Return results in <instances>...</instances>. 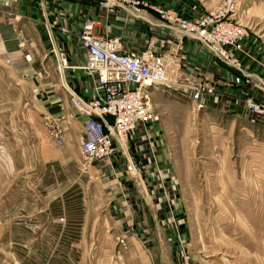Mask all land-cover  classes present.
Wrapping results in <instances>:
<instances>
[{
	"label": "crops",
	"instance_id": "1",
	"mask_svg": "<svg viewBox=\"0 0 264 264\" xmlns=\"http://www.w3.org/2000/svg\"><path fill=\"white\" fill-rule=\"evenodd\" d=\"M183 4L170 8L181 13ZM130 9L133 12L121 8L109 11L99 5V0H0V131L7 149L3 163L9 159L13 169L22 173L28 184L24 191L34 197L30 199L32 208L13 205L2 209L3 228L46 222L43 217L54 222L67 219L70 228L76 205L83 207L80 227L84 229L104 211L132 229L147 225L149 220L143 213L150 210L161 219L157 223L163 228L172 219L180 227L185 222L182 214L186 204L165 203L162 197L175 175V163L157 123L135 131L126 142L129 152L145 165L147 194L136 187L126 171L121 147L116 150L112 169L105 170L98 163L90 168L100 173L106 187L115 184L114 191L105 192L100 185H92L91 177L81 169L85 119L71 107L64 85L85 96L92 94L93 85L86 73L74 67L60 75L53 49L64 51L73 66L84 63L87 53L80 33L86 19L96 22L97 35L119 37L124 50L142 51L149 39L155 38L153 52L168 61L173 91L193 80L215 85L216 94L206 98L202 109L248 119L251 114L244 106L246 97L264 101V42L257 36H249L240 50L228 48L233 62L227 63L199 39L146 21L145 17L168 24L153 8L136 5ZM49 120L60 124L63 144L50 135L46 125ZM103 172L106 175L102 177ZM12 211H18L17 220L11 218Z\"/></svg>",
	"mask_w": 264,
	"mask_h": 264
},
{
	"label": "rangeland",
	"instance_id": "2",
	"mask_svg": "<svg viewBox=\"0 0 264 264\" xmlns=\"http://www.w3.org/2000/svg\"><path fill=\"white\" fill-rule=\"evenodd\" d=\"M134 1L137 4L130 5L153 8L161 19L160 11L168 10L187 20L225 3ZM180 2H184L181 13L170 8ZM235 5L230 16L233 24L248 32L243 42L251 35L264 42V0H235ZM151 92L155 123L162 127L175 163V175L162 197L165 203L186 204L182 226L173 221L171 213V224L163 228L157 223L161 219L150 210L143 213L147 225L132 229L104 211L84 229L80 227L83 207L76 205L70 228L64 218L54 222L43 217L46 222L26 227L3 228L0 224V264H264V122L252 115L247 119L198 109L177 91L156 88ZM2 134L0 218L5 207L32 208L22 173L13 169L9 159L3 163L7 149ZM82 162L81 155V169ZM83 173L105 192L117 189L115 184L106 187L95 168ZM17 215L18 211H12L10 216L17 220Z\"/></svg>",
	"mask_w": 264,
	"mask_h": 264
},
{
	"label": "built area",
	"instance_id": "3",
	"mask_svg": "<svg viewBox=\"0 0 264 264\" xmlns=\"http://www.w3.org/2000/svg\"><path fill=\"white\" fill-rule=\"evenodd\" d=\"M99 3L109 11L121 8L130 12L133 11L128 5L137 4L134 0H100ZM235 10V0H225L215 11L193 20L182 19L168 10L160 11L162 19L168 21V24L147 17L145 20L153 25L171 27L182 35L195 37L215 57L232 63L228 48L242 49V42L248 35L246 30L233 24L230 15ZM95 29L94 20L86 19L83 22L80 39L86 49L87 59L82 64L71 65L64 51L53 49L60 75L74 67L86 73L93 85L90 96L65 86L70 94L71 107L85 119V136L80 147L82 169L88 172L93 163L100 164L105 170L112 169L116 150L121 147L125 151L126 171L136 187L147 194L145 165L129 152L126 142L135 131L147 129L155 123L156 111L151 91L156 88L168 91L174 88L168 76L169 63L162 55L153 52L157 44L153 37L144 50L128 51L122 48L119 37L100 36L95 33ZM61 30L68 32L66 27H61ZM177 91L188 97L198 109H202L206 98L216 94V87L208 81L193 80L181 84ZM244 106L254 118L264 122V101L248 96ZM46 125L50 135L59 144H63L60 124L49 120ZM102 175H106V172Z\"/></svg>",
	"mask_w": 264,
	"mask_h": 264
},
{
	"label": "bare ground",
	"instance_id": "4",
	"mask_svg": "<svg viewBox=\"0 0 264 264\" xmlns=\"http://www.w3.org/2000/svg\"><path fill=\"white\" fill-rule=\"evenodd\" d=\"M62 75H63V73H62ZM66 87H68V86H66Z\"/></svg>",
	"mask_w": 264,
	"mask_h": 264
}]
</instances>
